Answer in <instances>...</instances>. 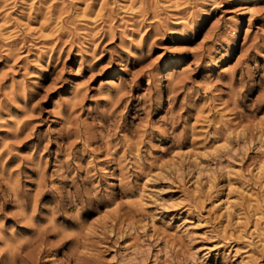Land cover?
<instances>
[{"label": "rangeland", "instance_id": "obj_1", "mask_svg": "<svg viewBox=\"0 0 264 264\" xmlns=\"http://www.w3.org/2000/svg\"><path fill=\"white\" fill-rule=\"evenodd\" d=\"M0 264H264V0H0Z\"/></svg>", "mask_w": 264, "mask_h": 264}]
</instances>
